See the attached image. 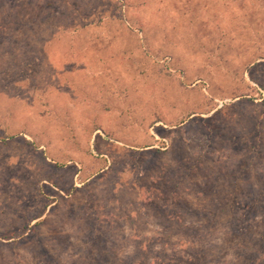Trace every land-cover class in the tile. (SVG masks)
Instances as JSON below:
<instances>
[{
	"label": "rangeland",
	"instance_id": "obj_1",
	"mask_svg": "<svg viewBox=\"0 0 264 264\" xmlns=\"http://www.w3.org/2000/svg\"><path fill=\"white\" fill-rule=\"evenodd\" d=\"M197 233L200 264L264 235V0H0V264H186Z\"/></svg>",
	"mask_w": 264,
	"mask_h": 264
},
{
	"label": "trees",
	"instance_id": "obj_2",
	"mask_svg": "<svg viewBox=\"0 0 264 264\" xmlns=\"http://www.w3.org/2000/svg\"><path fill=\"white\" fill-rule=\"evenodd\" d=\"M254 194V192H253ZM250 195V197L253 196V199H255V195ZM254 201V200H253ZM257 201V200H255ZM240 217H237V221H240ZM213 220V219H212ZM213 222V221H212ZM263 232V231H262ZM264 234V233H263ZM195 237H197L199 239L198 242H187V247H189V249H195L196 253L195 255H191V258L187 260L186 264H200L201 261L204 262L206 260V254H207V250H205V248L207 247V238L202 235V234H193ZM167 238V237H166ZM159 240V238L157 239V241ZM261 242L258 245H253V246H243L244 243H241V245L237 246L239 248H243L245 249L247 252L246 254L251 253L252 255H254V258H249L247 261L251 262L252 264H262L264 263V235L261 236ZM240 243V242H239ZM186 245V244H185ZM201 257V259H200ZM189 261V262H188ZM198 261V262H197ZM145 264H152V262L150 261H145Z\"/></svg>",
	"mask_w": 264,
	"mask_h": 264
}]
</instances>
